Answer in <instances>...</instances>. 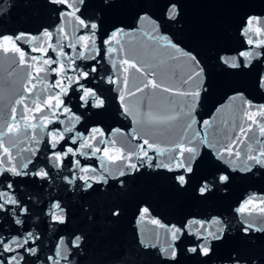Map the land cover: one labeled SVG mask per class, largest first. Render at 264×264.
I'll list each match as a JSON object with an SVG mask.
<instances>
[{
    "label": "snow or ice",
    "instance_id": "snow-or-ice-1",
    "mask_svg": "<svg viewBox=\"0 0 264 264\" xmlns=\"http://www.w3.org/2000/svg\"><path fill=\"white\" fill-rule=\"evenodd\" d=\"M47 4L58 10L61 23L56 28H42L39 36L0 33V41L5 42L0 43V50L18 54V64L31 69L23 91L35 97L32 107L27 95L14 99L10 117L0 127V264H76L73 258L83 251L85 235L74 226V220L83 214L92 221L91 205L81 203L79 213H74L63 195H52L53 189L83 196L118 186V191L127 193L132 182L146 175L145 169H159L170 174L167 179L176 194L203 203L218 191H227L233 173L264 168V140L256 139L255 134L249 136L258 129L264 137V103H256L264 98V16H242L239 31L247 47L221 48L210 63L160 31L161 20L175 22L180 16L179 0H155L146 3L150 7L140 9L138 24L147 23L152 28L141 33L138 45L124 37L139 33V28L126 30L112 25L109 32L105 26V15L119 6L118 0H47ZM15 6L0 5V15ZM90 8L96 11L86 17ZM153 8L157 11L152 12ZM68 17L81 34L70 35L65 30L63 21ZM26 36L40 40V46L30 52L21 50L16 42ZM58 36L66 43H54ZM168 50L187 62L180 87L161 71L169 60H176ZM78 60L91 63L82 67ZM105 61L111 62L114 72L105 68ZM213 69L244 81L233 87L228 97L235 115L243 121L238 133L228 119L219 123L197 119L201 101L214 91ZM14 71L9 68V77ZM49 73L56 79L44 83ZM103 85L115 86L120 113L131 117L134 124L130 131L113 128L106 132L102 126L108 108ZM146 90H151V95H146ZM137 94L144 100L140 107L130 105V98ZM175 97L182 99L180 107ZM16 106L24 112L17 115ZM223 110L221 106L216 111ZM161 128L167 129L169 136L175 131V137H161L157 134ZM249 141L258 146L253 148ZM22 185H31L34 192L47 187V199L34 200L33 195L21 191ZM254 199L250 197L235 208L238 227L222 213L191 211L179 215L176 223L165 224L153 216L152 206L140 202L136 209L139 245L147 255L155 256V264H181L182 257L194 258L197 264H264V206L250 207ZM260 204L264 205V199ZM107 214L118 220L123 209L113 204ZM30 220H39L55 234L43 258L39 224L30 225ZM146 222L156 227L148 228ZM257 233L261 236L254 239ZM257 241H261L259 245Z\"/></svg>",
    "mask_w": 264,
    "mask_h": 264
},
{
    "label": "water",
    "instance_id": "water-1",
    "mask_svg": "<svg viewBox=\"0 0 264 264\" xmlns=\"http://www.w3.org/2000/svg\"><path fill=\"white\" fill-rule=\"evenodd\" d=\"M95 3L96 0H89ZM147 2L155 0H118L119 6L109 10L105 15V26L110 32L112 25L125 27L126 30H140L133 36L124 37L125 41L134 42L137 45L141 41V33L151 31L150 24H138L137 13L140 9L148 8ZM5 3H15L6 15H0V33H6L15 36L17 33H28L31 36H39L42 28L54 29L61 23L58 10L55 6L48 5L47 0H0V5ZM181 5L180 16L175 22L160 21V31L171 36L174 41L180 44L186 51L195 50L201 56L214 63V57L217 50L227 47L239 50L247 47L244 43L245 37L240 35L239 21L245 15L264 16V0H179ZM96 10L90 8L85 16H90ZM157 9L153 8L152 12ZM151 14V13H150ZM156 19V17H153ZM65 30L71 35H79L77 25L71 17L63 21ZM47 41V38H43ZM59 40L66 43L62 36L54 37L53 42ZM0 43H5L0 41ZM21 50L30 52L32 47H39L40 40H31L30 36L24 37L16 42ZM11 47V45H8ZM46 46V44H45ZM65 51L71 53V49L65 48ZM176 57L175 61L169 60L162 66L161 71L166 72L171 77V82L180 87V78L186 72L187 62L179 53L168 50ZM37 55V53H31ZM49 55L54 54L49 50ZM199 58V57H198ZM16 60V64H12ZM19 55L16 53L5 54L0 50V94L3 99L0 100V127L10 117V108L14 106L12 101L19 98V95H27L28 103L32 107L31 101L35 99L31 94L23 91L27 83V73L31 71L25 65L18 64ZM82 67L90 64L91 61L78 60ZM264 65V61L261 62ZM14 68L13 75L9 77V68ZM105 68L110 72L115 70L111 68V62L105 61ZM214 71V91L206 100H202L197 111V119H215L217 123L228 119L231 121L233 130L238 133L239 126H243V121L239 119L233 108L229 105L228 97L232 94L231 89L238 83H243L224 76ZM56 79L55 74L49 73L44 83L53 82ZM98 82V81H97ZM133 83L132 70L129 72V86ZM139 84V79H136ZM29 87L31 85H28ZM40 85H38V88ZM106 89L105 95L108 98V108L106 114L102 117L106 132L113 128H121L124 132L130 131L134 124L131 117H124L120 113V106L117 100L118 92L115 86L103 85ZM146 95H151V90H146ZM168 95V94H165ZM159 96V93H157ZM251 98V97H249ZM39 102V101H37ZM144 100L140 94L136 98H130V105L140 107ZM176 106L180 107L183 103L180 97H175ZM239 101L236 102L239 105ZM256 103H264V98H258ZM223 106L222 112H217V108ZM17 115L24 112L21 106H16ZM75 111V108L73 109ZM29 112L27 115H31ZM81 131L84 129L81 128ZM179 130L177 125L176 131ZM161 137L173 139L175 131L169 136L165 128L157 130ZM255 134L256 139L264 140L259 136L258 129H254L249 136ZM125 142H127L125 140ZM135 143V141H132ZM253 148L258 145L252 141ZM165 146H171L167 144ZM243 147V145L241 146ZM15 152V149H13ZM43 155V154H42ZM98 163V162H97ZM146 175L140 176L130 185V191L127 193L118 191V186L109 188L100 194L91 195H73L64 192L61 189H53L52 195H63L66 201L71 205L74 213H79L81 203L87 207L91 205L94 219L88 221L83 214H78L74 220V226L79 228L85 235L83 251L78 253L73 259L76 264H155V256L147 255L140 247L137 236L136 217L137 207L140 202H147L154 208L153 216L161 219L162 223H176L177 218L182 213L191 211L211 215L223 214V218L229 220L233 226H239V216L235 213V208L250 197H254V202L249 205L253 208L261 206L260 200L264 199V168L256 167L250 173L235 172L234 179L228 186L227 191H218L209 198L207 202L192 200L187 195L176 194L167 179L170 175L163 170H144ZM21 191L31 194L34 200L47 199L49 190L47 187L43 192L33 191L31 185H22ZM113 204H119L123 209V214L118 220L108 217L107 210ZM39 205L36 206L37 215H39ZM30 225L39 224L38 231L42 233L41 258L48 254L49 249L55 241V234L44 227L39 220H30ZM148 228H155V225L148 224ZM261 234L254 235L260 237ZM161 239L163 235L161 234ZM264 240V237H261ZM261 241H257L259 245ZM181 264H197L194 258H181Z\"/></svg>",
    "mask_w": 264,
    "mask_h": 264
}]
</instances>
